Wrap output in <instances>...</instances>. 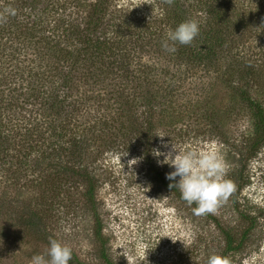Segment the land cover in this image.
<instances>
[{"label":"rangeland","instance_id":"1","mask_svg":"<svg viewBox=\"0 0 264 264\" xmlns=\"http://www.w3.org/2000/svg\"><path fill=\"white\" fill-rule=\"evenodd\" d=\"M37 1L44 18L71 16L80 22L95 13L90 5L98 2ZM105 1L108 30L115 29L111 25L125 30L132 27L130 31L138 41L134 39L129 45L143 50L133 58L134 65L139 64L133 66L134 71L150 72L143 80L142 74H138L140 81L131 79L136 83L120 81L117 93L126 88L123 99L128 105L124 113L134 115L137 126L131 127L114 111L109 121H115V129L96 133L94 155L89 161L102 234L113 263L207 264L210 255H217L230 264H264V143L254 145V117L242 98L250 88V95L264 107V0ZM222 12L227 14L229 31L226 27L224 32L230 35L226 41L229 51L206 66L190 57L188 51L208 46L206 36L224 29L217 18ZM186 20L198 22L196 38L189 45L169 42L174 52L164 49L166 32ZM246 60L261 72L249 87L239 72V63ZM54 120L55 127L48 131L51 137L69 121L65 115ZM77 121H87L93 127L100 123L96 112ZM150 125L153 128L148 133ZM137 129H141V138L145 136L141 142L137 141ZM172 144L183 150H215L222 158L223 179L230 182L231 191L213 211L196 214V204H187L169 189L171 182L165 177L173 169L159 165L157 160L164 157L152 153L154 149L167 152ZM17 176V184L24 186L21 199L32 194L26 186H38L30 183L36 177L49 181L42 182L43 190L34 193L38 197L49 196L48 191L58 186L73 194L74 202L68 204L74 209L65 221L75 226L65 228L63 223L55 235L83 263L104 264L94 237V219L85 208L84 184L47 174ZM224 232L230 234L237 251H230ZM28 241L22 237L19 246L24 252L29 249L26 252L31 255L35 248ZM37 250L42 254L47 251ZM20 257L23 264H30L25 256ZM8 258L6 263L12 261Z\"/></svg>","mask_w":264,"mask_h":264},{"label":"trees","instance_id":"2","mask_svg":"<svg viewBox=\"0 0 264 264\" xmlns=\"http://www.w3.org/2000/svg\"><path fill=\"white\" fill-rule=\"evenodd\" d=\"M38 3L0 0V264H18L16 259L23 264L19 260L21 255L30 261L33 255L42 254L37 249L48 248L50 237L58 239L55 233L60 225L75 226L65 221L74 209L68 204L74 202L72 193L58 186L48 191L49 196L38 197L34 193L43 190L42 182L49 181L36 177L30 183H39L38 186H26L25 190L32 194L21 199L24 186L17 184L20 179L17 174H47L57 180L65 178L72 184L83 183L85 208L92 214L94 237L101 247L99 259L104 264H114L102 234L89 161L94 155L96 133H111L115 129V121H109L114 111L119 119L126 118L131 127L137 126L135 116L124 113L128 105L123 99L126 88L120 95L117 93L121 90L120 81L136 83L141 74L143 80L150 72L134 71L133 66L139 64L134 65L133 58L143 50L129 45L134 39L138 41L130 31L133 28L125 30L111 25L115 29L108 30L105 0L91 4L95 13L81 22L71 16L44 18ZM217 18L224 29L206 36L208 46L188 51L190 57L206 66L218 62L228 50L226 41L230 35L224 32L226 27L228 30L227 14L219 13ZM252 65L250 60L239 63V72L248 87L261 73ZM136 77L138 81L131 80ZM248 89L242 98L254 117L256 147L264 143V107ZM93 112L100 120L97 129L87 121L84 124L77 121L85 120ZM61 115L69 119L68 123L60 133L49 136L48 131L57 122L54 119ZM152 128L150 125L148 133ZM140 130L136 132L137 141L141 142L145 136L141 138ZM172 190L181 197L178 189ZM224 233L230 251H237L230 234ZM24 236L34 245L31 255L26 252L29 249L24 252L19 246ZM8 257L12 261L6 263ZM69 264L85 263L72 251ZM224 264L230 263L225 260Z\"/></svg>","mask_w":264,"mask_h":264},{"label":"clouds","instance_id":"3","mask_svg":"<svg viewBox=\"0 0 264 264\" xmlns=\"http://www.w3.org/2000/svg\"><path fill=\"white\" fill-rule=\"evenodd\" d=\"M171 2V0H169ZM12 14H15L14 11ZM199 34V24L195 20L181 22L174 30L166 32V39L162 47L174 52L173 44L189 45ZM163 138L165 136H160ZM164 147H168L164 145ZM155 157L163 156L157 160L159 165H168L172 171L166 174L170 181L169 189L176 188L181 199L187 204H196V214L211 212L218 201L224 199L231 191V184L224 180L225 165L215 150H183L172 144L167 152L154 149ZM72 259V249L58 239L49 238L46 254H36L30 259V264H69ZM207 264H224L221 257L210 255Z\"/></svg>","mask_w":264,"mask_h":264}]
</instances>
